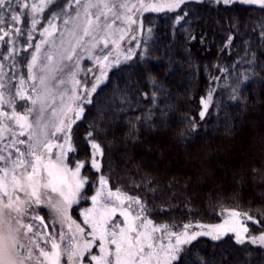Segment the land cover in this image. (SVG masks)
<instances>
[{"label":"snow or ice","instance_id":"1","mask_svg":"<svg viewBox=\"0 0 264 264\" xmlns=\"http://www.w3.org/2000/svg\"><path fill=\"white\" fill-rule=\"evenodd\" d=\"M59 2L0 0V41L6 39L9 46L0 61V264H204L198 250L192 257L187 255L193 242L201 236L220 241L226 234H232L236 245H258L264 250V230L253 234L248 226L249 221L264 224V204L244 210L235 196L231 199L236 207H223V198L215 201L221 205L218 223L154 222L146 198L110 187V177L103 174V149L94 139L98 127L90 124L85 138L91 169L101 174L96 180L82 174L87 158L72 162L71 154L77 153L73 125L86 114V107L110 78V70L131 60L141 44V61L148 55L153 29L145 30L137 18L145 13H171L175 30L181 23H192L187 6L200 0H67L56 8ZM242 2L264 10V0ZM223 3L230 5L234 0ZM182 8V14H176ZM48 11L45 22L42 14ZM24 16L27 27L22 26ZM36 32L42 39L33 47ZM25 34L27 42L21 43ZM129 37L137 49L124 51L120 42ZM21 51L31 55L26 65L18 66ZM85 57L90 61L87 68L81 64ZM9 60L10 77L4 66ZM146 79L157 88L151 73H146ZM226 87L231 89L227 99L241 100L239 82ZM157 91L151 94L153 105ZM214 91L209 87L207 98L201 97V119ZM18 102H24L23 108ZM127 103L121 97V104ZM151 113L149 109V114L130 120L125 138L135 140L139 124H152ZM161 118L166 119V114L161 112ZM188 122V131H194L196 124ZM178 135L185 142L190 139L185 130ZM89 184L92 194L86 196ZM89 200L88 207H80ZM77 208L80 219H73Z\"/></svg>","mask_w":264,"mask_h":264},{"label":"trees","instance_id":"2","mask_svg":"<svg viewBox=\"0 0 264 264\" xmlns=\"http://www.w3.org/2000/svg\"><path fill=\"white\" fill-rule=\"evenodd\" d=\"M187 10L192 23L175 30L173 14L145 13L143 22L153 29L147 57L141 61L137 50L131 60L110 70L86 114L73 125L77 153L71 154L73 164L88 159L82 174L96 180L101 173L91 169L85 134L90 124L98 127L94 139L103 149V174L110 177V187L146 198L154 222L180 226L189 220L219 222L221 205L215 201L221 198L227 208L236 207L233 196L244 210L264 204V10L216 0H200ZM146 73L155 77L162 92L148 82ZM237 82L241 100L231 101L226 85ZM209 87L216 91L201 119L200 101L207 98ZM121 97L129 103L122 105ZM149 109L155 116L152 124H139L135 140L126 139L129 121L149 114ZM188 121L196 124L194 131H188ZM181 130L188 142L179 137ZM87 187L85 195L90 196L92 185ZM72 216L80 219L79 208ZM248 226L253 234L264 230L255 221ZM231 235L220 241L198 237L187 255L198 250L204 264H264L260 246L236 245Z\"/></svg>","mask_w":264,"mask_h":264},{"label":"rangeland","instance_id":"3","mask_svg":"<svg viewBox=\"0 0 264 264\" xmlns=\"http://www.w3.org/2000/svg\"><path fill=\"white\" fill-rule=\"evenodd\" d=\"M219 1H222V2H223V0H219ZM234 1H241V2H242V0H234ZM9 2L12 3V4H15V3H16V0H9ZM66 2H67V0H61L58 4H56V8L62 7L63 4L66 3ZM56 8H52L51 11H55ZM17 11H19L18 8H17ZM50 14H51L50 11H48L47 14H42V20L46 22V21H47V18H48V15H50ZM144 15H145V14H144ZM137 19H138V21H139V20H142V21H143V17H138ZM22 26H23V27H27V16L22 17ZM40 27H43V24H41ZM139 27H140V25H139V22H138V24H137V28H139ZM149 27H150V26L145 25L144 22H143V28H144L145 30L148 29ZM137 35H139V32H137ZM39 39H42V37H40L39 32H36V33L33 35V41H32V43H33V47H34L35 41H36V40H39ZM20 41H21V43H25V42H27V41H26V34H25V36H23V37L20 38ZM8 47H9V46H8V44H7V42H6V39L0 41V54L2 55L0 61H3V60H4V53L7 52ZM101 47H103V45H102ZM119 47H121L124 51H127V49H128L129 47H131V48H133V49H137V44H136V42H135L133 39H131V38L129 37V38H125L123 41H121ZM143 47H144V45L141 44V45H140V49H142ZM140 49H137V50H140ZM30 55H31L30 52H27V51H21V52L17 55V64H18V66L26 65V63H27V58L30 57ZM11 63H12V62L9 60V61H6V62H5V65H4V66H5V69H6V71H7V75H8L9 77L12 75L11 71L9 70L10 67H11ZM81 64H82V66H83L84 68H87V67L89 66V64H90V61H87V58L85 57V59L81 61ZM22 71H23V74L26 76V75H27V69H26V67H24V68L22 69ZM18 105H19V108H23V106H24V102H18ZM98 158H99V157H98ZM90 204H91V201L89 202V204H88L86 207H88ZM41 215H43V213H41ZM73 219H75V218L73 217ZM121 220H122V218H121ZM193 223H195V222H193ZM202 223L208 224V223H206V222H202ZM215 223H216V222H215ZM217 223H218V222H217ZM57 231H59V226H57Z\"/></svg>","mask_w":264,"mask_h":264}]
</instances>
